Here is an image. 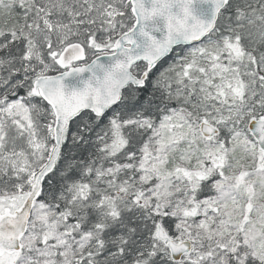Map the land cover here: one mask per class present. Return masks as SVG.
Instances as JSON below:
<instances>
[{
	"label": "snow or ice",
	"instance_id": "obj_1",
	"mask_svg": "<svg viewBox=\"0 0 264 264\" xmlns=\"http://www.w3.org/2000/svg\"><path fill=\"white\" fill-rule=\"evenodd\" d=\"M0 264H264V0H0Z\"/></svg>",
	"mask_w": 264,
	"mask_h": 264
}]
</instances>
